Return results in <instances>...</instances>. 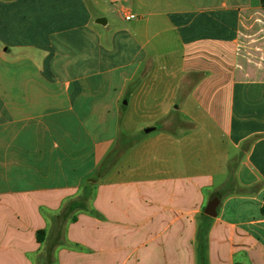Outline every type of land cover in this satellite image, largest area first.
<instances>
[{"label":"crops","instance_id":"crops-1","mask_svg":"<svg viewBox=\"0 0 264 264\" xmlns=\"http://www.w3.org/2000/svg\"><path fill=\"white\" fill-rule=\"evenodd\" d=\"M87 1L0 0V264H264V0Z\"/></svg>","mask_w":264,"mask_h":264},{"label":"trees","instance_id":"trees-1","mask_svg":"<svg viewBox=\"0 0 264 264\" xmlns=\"http://www.w3.org/2000/svg\"><path fill=\"white\" fill-rule=\"evenodd\" d=\"M66 119V118H65ZM64 119V120H65ZM106 164V163H105ZM113 164L111 165V167ZM109 168V167H108ZM108 168L101 166L99 171H106ZM95 173L93 176L84 180L81 194L77 199L68 201L60 212L58 219L60 223H67L69 221L76 220V216L79 212H88L94 215L96 211L93 209V201L96 195V186L99 180V173ZM262 215L264 216V205L262 207ZM210 228L209 218L202 215V223L197 235V256L198 264H208V231ZM45 231L39 233V240L43 241ZM38 264H55L54 251L48 250Z\"/></svg>","mask_w":264,"mask_h":264},{"label":"water","instance_id":"water-1","mask_svg":"<svg viewBox=\"0 0 264 264\" xmlns=\"http://www.w3.org/2000/svg\"><path fill=\"white\" fill-rule=\"evenodd\" d=\"M154 129H147L146 132L150 133ZM219 206V199L215 198L209 202L207 208L205 209V214L209 217H215L217 215V209Z\"/></svg>","mask_w":264,"mask_h":264},{"label":"rangeland","instance_id":"rangeland-1","mask_svg":"<svg viewBox=\"0 0 264 264\" xmlns=\"http://www.w3.org/2000/svg\"><path fill=\"white\" fill-rule=\"evenodd\" d=\"M85 1L88 2L87 0H85ZM177 106H179V105H177ZM119 156H120L119 153H113V154L109 157V159H107L106 164H105V168H108V166L111 167V165L116 161V159H117Z\"/></svg>","mask_w":264,"mask_h":264},{"label":"built area","instance_id":"built-area-1","mask_svg":"<svg viewBox=\"0 0 264 264\" xmlns=\"http://www.w3.org/2000/svg\"><path fill=\"white\" fill-rule=\"evenodd\" d=\"M125 19L128 21L136 20L138 17L130 11H124Z\"/></svg>","mask_w":264,"mask_h":264}]
</instances>
